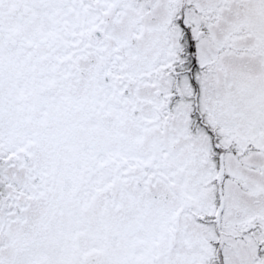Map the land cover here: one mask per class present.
Listing matches in <instances>:
<instances>
[{
    "label": "snow or ice",
    "instance_id": "snow-or-ice-1",
    "mask_svg": "<svg viewBox=\"0 0 264 264\" xmlns=\"http://www.w3.org/2000/svg\"><path fill=\"white\" fill-rule=\"evenodd\" d=\"M0 264H264V0H0Z\"/></svg>",
    "mask_w": 264,
    "mask_h": 264
}]
</instances>
